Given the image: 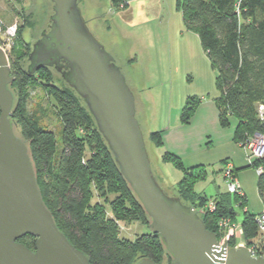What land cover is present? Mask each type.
<instances>
[{
	"label": "trees",
	"instance_id": "16d2710c",
	"mask_svg": "<svg viewBox=\"0 0 264 264\" xmlns=\"http://www.w3.org/2000/svg\"><path fill=\"white\" fill-rule=\"evenodd\" d=\"M111 2L114 7L123 4L121 0ZM178 6L186 29L198 35L217 73L216 103L221 124L228 126L230 117L238 120L234 140L239 145L256 134H264V113L260 112V107H264V0H178ZM25 26H21L18 40ZM13 52L16 59L12 60L11 70L15 82L11 89L18 99L13 120L30 144L43 200L59 229L89 257L91 264H136L144 257L158 264L170 263L157 235L142 234L134 241L120 235V222H142L149 228L150 218L121 175L83 99L69 87L55 86L50 69L46 68L45 78L32 83L48 88L47 94L54 99L63 121V151L58 160L54 159L55 134L22 109L23 94L36 77L22 67L27 51L21 57L17 48ZM199 103L198 98H188L181 115L183 124L190 123ZM149 138L156 146L162 145L160 133H151ZM165 160L184 174L178 197L200 212L207 229L220 240V222H237L229 196L215 199L214 212L206 210L211 199L194 190L198 182L206 179V168L187 169L172 155H166ZM263 163L264 160L257 161L255 165ZM258 190L262 196L264 175L259 177ZM236 202L245 209L241 223L244 241L253 247L260 239L256 215L246 210L245 197L236 196ZM202 208L204 212L200 211ZM19 242L29 248L35 245L32 236Z\"/></svg>",
	"mask_w": 264,
	"mask_h": 264
},
{
	"label": "water",
	"instance_id": "95a60500",
	"mask_svg": "<svg viewBox=\"0 0 264 264\" xmlns=\"http://www.w3.org/2000/svg\"><path fill=\"white\" fill-rule=\"evenodd\" d=\"M48 32L29 56V75L53 68L83 99L106 140L121 175L150 218L149 229L170 256L162 264H264L248 246L229 247L207 229L200 212L170 197L151 168L136 98L114 57L93 35L79 0H52ZM10 60L0 48V264H91L59 229L38 185L29 142L13 116ZM35 239V250L19 242ZM136 264H158L144 257Z\"/></svg>",
	"mask_w": 264,
	"mask_h": 264
},
{
	"label": "rangeland",
	"instance_id": "374dc122",
	"mask_svg": "<svg viewBox=\"0 0 264 264\" xmlns=\"http://www.w3.org/2000/svg\"><path fill=\"white\" fill-rule=\"evenodd\" d=\"M110 3L106 0H79V5L83 7L87 19L88 17L92 19L91 30L98 38L105 41L108 48L113 47L115 53H117L119 63L126 68V73L131 76L132 72H141L139 68L143 66L147 68L148 75H146L145 80L140 79L131 82L135 86L143 84L144 94L153 100V102H150L152 110L148 109L149 102L144 103L147 114L142 116L141 129L151 161V168L158 184L170 197L179 198L175 191L178 189L183 174L177 170H172L171 166L164 167L160 157L162 151L150 141V132L159 130L160 124L167 114H165V111L163 114L158 113L157 110L160 107L166 110L172 96L173 110L181 101V97H187V102L188 98H199L198 95L201 94L206 95L204 98L212 99L219 96L216 86L217 73L213 70L198 35L186 29L178 0H153L149 6L147 5L143 9L141 14L135 15V19L131 21L120 9L113 11V8L109 7ZM96 8L101 9L97 11ZM109 11L110 13L107 14ZM53 15L54 4L52 0H0V22L8 26L17 24L16 37L19 35L21 26L24 23L26 25L22 31V38L19 40L16 38L8 55L10 65L13 58L16 59L13 50L17 48V54L20 57L27 51V56L22 57L21 61L22 67L27 70L28 53L44 32L50 30ZM27 18L32 26L26 23ZM106 29L112 31L107 33ZM128 58H135L133 60L137 63L134 66L135 68H130L131 66L127 65L126 59L128 60ZM45 73L44 70L37 72L34 80L29 82V87L23 94L22 109H25L27 116L36 119L43 128L55 134L56 153L54 159L58 160L63 151L64 130L59 109L54 99L47 94L48 88L46 86L41 83H32L45 78ZM50 73L53 76L55 86L68 87V83L57 71L50 69ZM212 141V138L207 140L208 146H210L209 151L206 150L197 159H186L185 165L190 167L196 162L197 164H206L209 178L206 182L198 183L195 191L200 193L204 190L211 200L220 195H228L231 206L237 213V222L231 221V225H238L243 221L245 209L237 204L234 194L228 193L224 180L226 163H232L234 158L228 156L229 161L224 162L226 160V149L217 146ZM213 144L214 146H212ZM234 147L238 159L243 164L241 170L235 171V174H238L237 178L246 195V210L251 214L258 215L263 209L262 196L258 190L259 175L255 167L250 165L251 162L247 161V152L237 148V146ZM229 149L232 151L231 147ZM204 210V208L200 209L201 212H204ZM119 230L122 237L132 241L142 234L150 233V229L142 222L135 221L120 222ZM227 232V228L224 231L220 229L221 241L226 237ZM239 242L240 240L237 241V239L232 238L228 241V244L229 247L236 248ZM256 245L258 248L255 247ZM256 245L250 248L255 250L257 256L264 255V241H262V238L257 240Z\"/></svg>",
	"mask_w": 264,
	"mask_h": 264
},
{
	"label": "crops",
	"instance_id": "0c3cea01",
	"mask_svg": "<svg viewBox=\"0 0 264 264\" xmlns=\"http://www.w3.org/2000/svg\"><path fill=\"white\" fill-rule=\"evenodd\" d=\"M106 1H108L109 3L111 2L110 0H106ZM121 1L123 3L122 4L123 6L114 7L112 5V3H110L109 7L113 8V11H115L116 9H120L126 15V17H128V19H130V21H131V20L135 19L134 18L135 15L141 14L143 9H145V7L147 5L149 6V4L153 0H121ZM98 9L99 8H96L97 11H98ZM103 11H105V10L103 9ZM109 13H110V11L107 12V14H109ZM82 14H83V11H82ZM83 16H84V14H83ZM106 31L111 32L112 30L106 29ZM133 60H135V58H129L128 59L127 65L129 67L131 66L130 68H135L134 66L137 65V63L134 62ZM139 69L141 70V72H139V71H138V73L132 72V75L129 76V83H128V80H127V83L129 85L130 89L132 90L133 94L135 95V98H136V114H137V118H138V114H139L138 120H139L140 125L142 127V124H143V121L141 120L142 116L144 114H147L145 107H144V103H147V102L150 103V102H153V100L144 94V92H143V86L144 85L143 84H141L142 85V88H141V85L135 86L134 84L131 83L132 81L135 82V80H140V79L145 80L147 78L146 77V75H148V73L146 71L147 68L145 66H143ZM126 79H127V77H126ZM198 96H199L198 99L200 100V103L197 106L189 124H183L182 120H181L182 109L186 103L187 97L186 98L181 97V99H180L181 101L176 105L175 109L173 110L172 106L174 103H173V99H172L173 96H172L166 110H164L161 107L159 108V110H157L158 113L161 112L162 114L165 111V114H167V116H165L163 118V121L160 124L161 126H160L159 130L155 131V132L160 133L162 145L161 146L155 145V146L162 151V154L160 157H161V161H162V164L164 165V167L167 168V166H171L170 168H172V170L173 169L177 170L183 174V172L181 170L177 169L171 162L165 160L166 155H172V156L179 158L183 162L185 168H187V169H190V168H193L196 166H204L206 168V171H207V177L205 180L200 181V182H206L209 178V173H208V169H207L206 164H203V163L197 164V162H196V164H193L192 166L188 167L185 165V163H186V159H188V158L197 159L201 155H203L206 152V150L209 151L210 146H208V143H207L208 138H212L213 139L212 142L215 143L217 146H220V147H223L226 149V154H225L226 160L224 162L229 161L228 156H233L234 160L232 161V164L234 165L236 172L241 170V167L243 164L238 159V157H237L238 154H237L234 146H237V148H239L241 150H244V149L238 143H236L234 140L236 129L238 127V120L235 117H230V118H228V126H223L221 124L220 111H219L217 103H216V98L218 96L213 97V99L212 98H204L206 96L205 94L204 95L201 94ZM149 108H150V110H152L151 103L148 106V109ZM147 123H148V121H147ZM150 133H154V132H150ZM212 146H214V144ZM229 147L232 148V151L229 149ZM168 172L170 173V171H168ZM159 173H160V171L158 172V175H159ZM183 176H184V174H183ZM237 176H238V174H237ZM181 181L178 184V189L175 191L176 194L179 191V185H180ZM200 182H198V183H200ZM198 183L196 185H198ZM196 185H195V187H196ZM195 187H194V190H195ZM243 193H244V191H243ZM200 194H202L205 197H208L207 194L204 192V190L201 191ZM244 196L246 199L245 193H244ZM217 197L212 198V200H215Z\"/></svg>",
	"mask_w": 264,
	"mask_h": 264
},
{
	"label": "built area",
	"instance_id": "2783aa9c",
	"mask_svg": "<svg viewBox=\"0 0 264 264\" xmlns=\"http://www.w3.org/2000/svg\"><path fill=\"white\" fill-rule=\"evenodd\" d=\"M121 6L123 5L121 4ZM17 29H18L17 24L8 26L5 25L3 22H0V48H2L7 55H9V53L11 52L12 47L14 46V43L16 41ZM260 112L262 114L264 113L263 106L260 107ZM240 146L247 152V161L251 162L250 165L255 167V170L259 175V177L263 176L264 166L262 164L261 165L258 164L255 165V164L257 161L264 160V134H256L255 136L249 138L247 141L241 143ZM224 180L226 182V186L229 194H234L240 199H243L245 197L241 184L237 178V175L235 174L234 165L230 162L226 163V167L224 170ZM262 203H263V209L261 213L256 215L255 222L258 227L259 237L262 238V241H264V192L262 194ZM206 210L210 212H214L216 210V201L211 200L208 206L206 207ZM225 227L228 229L227 232L228 234L223 239V241H221L222 244L228 242L233 238V239H237V241L240 240L238 247L246 245L243 238V230L241 224L238 225L233 224L232 226L231 221L229 219H225L220 222V229L224 231V229H226ZM253 252L256 255L254 249Z\"/></svg>",
	"mask_w": 264,
	"mask_h": 264
},
{
	"label": "flooded vegetation",
	"instance_id": "af4514ba",
	"mask_svg": "<svg viewBox=\"0 0 264 264\" xmlns=\"http://www.w3.org/2000/svg\"><path fill=\"white\" fill-rule=\"evenodd\" d=\"M80 8L82 9V11H83V14H84V17H85V19H86V21H87V23H88V26H89V28H90V30H91V20L92 19H89V17H88V19H87V17H86V15H85V11L83 10V7L80 5ZM98 15V14H97ZM27 21L29 22V19L27 18ZM27 22V23H28ZM29 25L30 26H32L31 25V23H29ZM92 31V33L95 35V37L104 45V47L111 53V55L114 57V59H115V63L120 67V69L122 70V72H124V74L126 75V77H127V80H128V83H129V75L126 73V68L123 66V65H121L120 63H119V61H118V57H117V53H115V51H114V49H113V47L111 46V48H108V46H107V44L105 43V41L102 39V38H98V36L93 32V30H91ZM107 33H108V31H107ZM38 41V40H37ZM36 41V42H37ZM36 42L33 44V46H32V48H31V51L28 53V65H27V71H28V69H29V66H30V61H29V56H30V54H31V52H32V50H33V47H34V45L36 44ZM129 59V58H128ZM128 62V60L126 59V63ZM48 69H53V68H48ZM41 70H44V69H41ZM41 70H39V71H41ZM54 70V69H53ZM38 71V72H39ZM36 74H37V72H36ZM36 74H34V75H36ZM29 75V74H28ZM31 76V75H30ZM33 76V75H32ZM14 82H15V78H14ZM14 84V83H13ZM137 95V94H136ZM138 119H139V114H138ZM31 249L32 250H35V245H32L31 246Z\"/></svg>",
	"mask_w": 264,
	"mask_h": 264
}]
</instances>
